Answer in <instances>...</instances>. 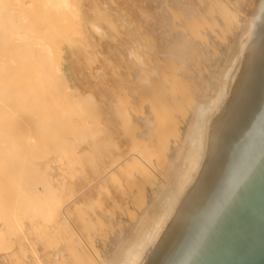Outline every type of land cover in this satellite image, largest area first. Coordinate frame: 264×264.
<instances>
[{"label":"rangeland","instance_id":"obj_1","mask_svg":"<svg viewBox=\"0 0 264 264\" xmlns=\"http://www.w3.org/2000/svg\"><path fill=\"white\" fill-rule=\"evenodd\" d=\"M175 1L69 0L70 12L41 2L23 10L28 22L50 32L45 41L56 50L55 64L66 83L60 90L70 93L64 91L66 102L54 97L33 70L27 84L36 99L39 95L37 112L33 104L5 100L6 106L0 99V264H112L106 255L113 245L131 246L132 229L151 205L150 188L159 177L168 178L165 170L174 155L166 141L179 145L193 107L214 100L244 29L264 0ZM219 8L231 26L217 18ZM168 36L186 42L188 52L182 47L176 61L170 60L174 39ZM198 44L202 52L194 51ZM141 71L151 72L152 82L144 81ZM70 96L80 107L90 103L72 106ZM3 146L17 151L8 155ZM136 152L143 163L131 157ZM22 179H31L38 202L30 203L18 190Z\"/></svg>","mask_w":264,"mask_h":264},{"label":"water","instance_id":"obj_2","mask_svg":"<svg viewBox=\"0 0 264 264\" xmlns=\"http://www.w3.org/2000/svg\"><path fill=\"white\" fill-rule=\"evenodd\" d=\"M184 191L138 264H264V21Z\"/></svg>","mask_w":264,"mask_h":264},{"label":"bare ground","instance_id":"obj_3","mask_svg":"<svg viewBox=\"0 0 264 264\" xmlns=\"http://www.w3.org/2000/svg\"><path fill=\"white\" fill-rule=\"evenodd\" d=\"M172 1H174V0H172ZM176 1H178V0H176ZM37 2H41L44 5H49L54 10L62 9V10H66L67 12H70L69 9H72L69 0H0V87H1L0 88V99H2L3 101L6 100L7 102L18 101V103H19V101H20V103H19L20 105H22L21 103H24V105L25 104H33V107H31V108H35L34 110L36 112H37V110H36L37 107H35L36 105L34 106V103L37 100L39 101V98H38L39 95L36 99L35 98L36 97L35 96L36 90L32 89L33 88L32 85H31L32 86V88H31L30 84H27V82L29 83V79L31 78L29 75V73H31L30 71H33V70L36 71L35 72L36 76L33 73V75H34L33 77H35L36 79L38 78L37 73H39L42 76L41 79L44 81V84L46 87H48V89L45 88L44 85H42L44 88L40 87L41 89H47V91L49 90V92H52L54 94V97L57 96V98H59V99H60V97L61 98L64 97V99H65V96H67L66 93L64 95V91H65L64 87H63L64 91L60 90V89H62V88H60V86L63 83L66 86V83L65 82L62 83L61 78H60L61 75H59L60 70L57 67L58 64L57 65L55 64L54 53L56 54L57 52H54L56 50L54 48H52L45 41L50 36V32L48 30L44 29L46 27L39 28L36 25H32L30 22H28L26 20V18L23 15L24 9H27L30 6H33ZM177 3H179V2H176L174 4L179 5ZM180 5H183V4L181 3ZM186 5L188 6V4H186ZM187 6L184 9H187ZM258 8L259 9H258L257 13L253 16V19L250 21L249 25L246 26L245 29L243 28L244 31L246 30L244 32V35H243L244 37H242L241 38L242 40L239 42V45H238L239 49L238 48L235 49L236 57L233 59L234 60L233 62L231 61L232 63H231L230 69L228 67L224 72L226 75L223 76V79L220 83V86H219L220 88L218 89V94L215 95L214 97L210 96L212 98L209 97L210 101H211V99L212 100L214 99V100L211 102V104H208L209 100L207 99L208 102L206 104H204V103L196 104L193 107V109H192L193 111H192V114L190 116V119L185 126L186 135H185V137H183L181 139L179 145L177 144L176 147L174 145L171 146V145H168L167 141H166V146H170L168 149H170V151L172 152V155H174V159L172 161L170 160L171 162L169 163L168 167L165 170L166 175H164V176L165 177L167 176L168 178H166V180H162L163 177H161V178L159 177V180H157V183H155L153 188H150V192H151L150 203H151V205H150L149 209L145 213H143V215L139 216V218L137 220V224H135V228L132 229L133 231L131 232L132 234H134V238H133V240H131V242L127 243V244H130L132 247L130 246L131 248L130 247L128 248V245H113L112 250L110 249L108 251V255H106V258L108 259L107 261H110V263H112V264H138L140 262V260L142 259V257L144 256V254L146 253V251L148 250V248L150 247V245L153 242L156 234L158 233L159 229L161 228L164 221L168 217L169 213L173 209L174 205L178 201L182 192L184 191V189H185L187 183L189 182L191 175H192V173H193V171H194V169L198 163L200 154H201L202 149H203V145H204V141H205V137H206V133H207L209 124L212 122L214 117L218 114L221 106L223 105L227 95L229 94V91L231 90V88L234 84V80L237 78V75H238L239 70H240V65L243 61L242 52H243L244 48L251 42L253 36L255 35V33L257 32V30L260 28L261 24L264 21V1H263V3H261V6ZM189 10H192V9H189ZM189 10L187 9L188 12H189ZM183 11L184 10H182V12ZM218 12H219V14H217ZM218 12H216V14H217L216 16L219 15V17H217V18L220 19V17H222L221 18L222 22L224 21V23L227 22L229 24L230 21H229V16L227 15V13L223 9H220V11H218ZM187 13H184V14H187ZM188 15H190V14H188ZM186 16L187 15L184 16L185 19H186ZM190 16L193 17L192 15H190ZM187 19H186V21L185 20L184 21L187 22ZM185 22L183 24L181 23V25H184ZM187 23L189 24V22H187ZM174 24H176V23H174ZM184 26H182V27H184ZM230 26H231V23H230ZM177 27H179V26H177ZM184 28L186 29V27H184ZM170 29H172V28H170ZM179 29H181V27L178 28L177 30L179 31ZM172 30H174V29H172ZM181 30H183V28ZM188 30H190V29H188ZM232 30H233V28H232ZM237 30H238V28H237ZM171 32H173V31L170 30V33ZM182 32H184V31H182ZM192 32L191 31L188 32L189 35H187V33H185V32L184 33L187 36H190L191 35L190 33H192ZM173 34L175 35L176 33H173ZM177 34L179 35V33H177ZM177 34L175 35V37H178ZM185 34H184V36H186ZM241 34H243V32L240 33L239 35L241 36ZM237 35H236V40H238ZM240 36H239V38H240ZM191 37H190V39H191L190 43L193 45V42H191V41L192 40L194 41V38L192 39ZM171 38H170V41L174 39V38H172V39ZM179 38H181V37H179ZM183 38L184 37H182V39ZM175 39H174L173 46L172 47L168 46V47H170V50L169 51L167 50V51L170 54V55L169 54L168 55L172 57V59H170V60H174L173 58H175V61H176V59H178V58H176V56L181 57V51L184 49L183 46H185L183 43H186V42H183L185 39L182 40V43H180L181 41L179 42L178 39L175 41ZM188 40L189 39L187 37V42H189ZM170 41H168V42H170ZM171 42L173 43V41H171ZM172 43H170V44H172ZM236 43H237V41H236ZM170 44L167 43V45H170ZM167 45H163L161 47L164 48ZM229 45L232 48L231 44H229ZM186 46H187V44H186ZM188 46H189V44H188ZM198 46H199V44L196 46L197 48L195 47L196 50H194V51L197 52L198 50H200V48L198 49ZM216 46H218V45H216ZM168 47H167V49H169ZM163 48H162V50H163ZM181 48H182V50H181ZM223 48H224V46H223ZM164 49H165V52H167L166 47ZM187 49L190 50L191 48H187ZM203 49H205V48H203ZM221 49H222V47H221ZM191 50H193V48ZM208 50H209V48H208ZM228 50H229V48H228ZM183 51H185V49ZM194 51H190V52L194 53ZM200 51L202 52L203 50H200ZM223 51H225V50L223 49ZM187 52L188 51L186 50L185 54ZM232 52H233V49H232ZM203 53H205V52H203ZM211 53L212 52H210V54ZM183 54L184 53H182V55ZM188 54H190V53H188ZM206 55H208V54H206ZM165 56H167V55H164L163 58ZM189 56L190 55H188L187 58ZM193 57H195V56H193ZM56 59L59 61L58 58H56ZM167 59H169V58H167ZM181 59L185 60L186 58L185 59L181 58ZM181 59H179V61ZM191 60L189 62H188V59H187V61L186 60L185 61L187 62V64L190 65ZM196 60L194 59L192 61L195 63ZM59 62L61 63V61H59ZM177 62H178V60H177ZM181 62H182V60H181ZM181 65H183V64H181ZM183 66L185 67V65H183ZM191 66H194V65H191ZM186 67H189V66L186 65ZM26 73L29 75V77L26 75ZM141 74H142L141 78H143L144 81H146V82L151 81L152 82V79H151L152 77L150 78V75H152L151 72L147 73V72L141 71ZM153 75H154V73H153ZM34 80L35 79L33 78V81ZM43 81H39V82H37V83L35 82V83L38 85V83L40 84ZM30 82H32V81H30ZM148 83H150V82H148ZM15 86H18V87H15ZM215 87L216 86H214V88ZM49 88H51V89H49ZM164 88H167V86ZM37 90L40 93V90L39 89H37ZM65 92H67V91H65ZM52 93H49V94H52ZM172 94H174V92ZM175 96H176V94H175ZM204 96H206V95H204ZM205 99L206 98H204V100ZM62 100H63V98L61 99V101ZM66 100L69 101L70 103L71 102L74 103V105L69 104L70 106L72 105L75 107H80L78 105H80L81 102L79 103V101L77 102V100L74 101L72 99V96H70L69 98L66 97ZM88 100H86L85 104L90 103V102L89 103L87 102ZM7 102L5 104L6 106H7ZM63 102H66V101L63 100ZM8 104L11 105V103H8ZM35 104H37V103H35ZM67 104H68V102H67ZM85 104H83V105H85ZM24 105H22V106L24 107ZM83 105L81 104L80 108L85 107ZM16 107H17V104H16ZM75 107H74V109L79 111L80 108L77 109ZM9 108H11V107H9ZM29 108H30V105H29ZM166 108H168V107H166ZM16 110H18V108ZM20 110L22 111L23 109L20 108ZM31 110H33V109H31ZM43 110L45 111V109L42 108V111ZM28 111L30 112L29 109H28ZM166 111L170 112L169 110H166ZM31 114L35 115L34 112ZM163 114H165V113H163ZM34 115H32V116H34ZM36 117H37V115H36ZM155 117H157V116H155ZM161 118H163V116ZM4 130H3V132H4ZM0 132L2 133V131H0ZM1 133H0V135H1ZM7 136L9 138V135H7ZM1 138H3V137H1ZM10 138H11V136H10ZM25 138L27 139V136ZM12 139H10L9 141H11ZM28 139H30V141H31L32 137L29 138V136H28ZM4 140H7V139H4ZM9 141H6V142L8 143ZM11 143H12V141H11ZM9 145H11V144H9ZM17 145H18V143H17ZM15 146H16V144H15ZM4 147L7 148L4 150H6L5 153H8V155H9L10 150L11 151L13 150L12 149L13 147L11 149L8 148L9 146L8 147L3 146V148ZM3 148L1 149L2 152H3ZM15 148L16 147H14V149ZM16 151L17 150H14V152H16ZM14 152L13 151L10 152L11 154L13 153L12 156H14ZM18 155L19 154L17 153L16 157H18ZM139 156L140 155L137 156V152L134 154H131V157L139 158L141 163H143L145 159L143 160ZM141 157H143V156H141ZM7 159H8V157H7ZM11 160H12V158H10V161ZM12 163H10L11 167L14 165V161ZM16 164H18V163H16ZM19 167H20V165H19ZM19 167H17V168H19ZM13 168H14V166H13ZM13 168H12V170H13ZM21 169L25 170L24 168H20V170ZM136 169L139 171L141 170L143 172V169L141 168V166H137ZM14 171H15V169H14ZM18 175L21 176L20 173L15 175V176H18ZM19 176H18V178H19ZM24 177L25 176L23 175V179L26 178V177L25 178ZM30 180L31 179H29L27 181L23 180L22 182H20V184L18 186H17V184H18L17 183L16 187L18 188V190H20V192L22 194L25 195L27 200L31 201L30 203L34 204V203L38 202V198L36 197L37 190H36L35 186L32 183H30ZM117 241H118V243H120L122 241V239H118ZM122 256H123V258L121 259ZM103 258L104 257L101 256V259H103ZM103 264H107V263L103 262Z\"/></svg>","mask_w":264,"mask_h":264}]
</instances>
